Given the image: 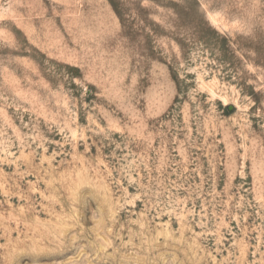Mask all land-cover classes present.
I'll return each mask as SVG.
<instances>
[{"label": "rangeland", "instance_id": "1", "mask_svg": "<svg viewBox=\"0 0 264 264\" xmlns=\"http://www.w3.org/2000/svg\"><path fill=\"white\" fill-rule=\"evenodd\" d=\"M0 264H264V0H0Z\"/></svg>", "mask_w": 264, "mask_h": 264}]
</instances>
